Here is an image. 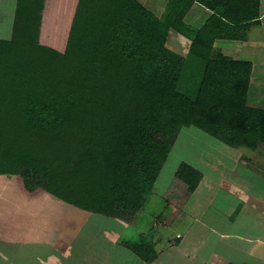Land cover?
Returning <instances> with one entry per match:
<instances>
[{
    "label": "trees",
    "instance_id": "1",
    "mask_svg": "<svg viewBox=\"0 0 264 264\" xmlns=\"http://www.w3.org/2000/svg\"><path fill=\"white\" fill-rule=\"evenodd\" d=\"M22 2L11 38L0 40V175H17L23 196L42 189L122 220L141 212L182 130L234 149L264 143V109L248 105L252 63L215 50L260 24L259 0H169L164 18L138 0H79L64 53L39 41L44 0H28L36 10L19 14ZM194 3L212 12L197 30L183 21ZM109 4L127 12L112 16ZM170 30L191 41L185 58L165 47ZM84 72L104 82L86 99L65 76ZM202 179L188 164L177 171L183 205ZM143 247L134 252L157 259Z\"/></svg>",
    "mask_w": 264,
    "mask_h": 264
},
{
    "label": "rangeland",
    "instance_id": "2",
    "mask_svg": "<svg viewBox=\"0 0 264 264\" xmlns=\"http://www.w3.org/2000/svg\"><path fill=\"white\" fill-rule=\"evenodd\" d=\"M22 3L19 14H25L30 8H34V11L37 8L35 5L31 6L28 0H23ZM64 5L43 13V27L39 34L41 44L60 53H64L67 49L74 16V12L71 14V11L66 9V4ZM109 7L112 16L117 12L121 16L127 12L112 4L107 5L106 9ZM0 9L1 16L4 15L0 19V40H4L8 38L7 33L11 36L13 32L11 17L14 9L8 6V1L2 2ZM95 10L98 11L96 7ZM19 14L18 18H20ZM91 15L95 17L94 14ZM50 17L52 20L48 19ZM86 17L88 19L87 15ZM178 39L175 31L170 30L164 45L170 51L185 58L191 42L189 39L181 38L182 43H180ZM242 51L244 52V49ZM258 56L262 57L260 54ZM256 61L259 67L264 66V59ZM262 71L264 74V68ZM257 74H254L250 80L248 105L264 109V75ZM65 76L69 79L74 78L83 93V99L89 96L87 94L90 91L95 95L104 87L103 81L93 82L85 72L79 77L72 73L70 75L66 73ZM184 77L187 79L189 75L186 74ZM194 84L196 85V82ZM172 140V150L147 203L140 213L126 214L121 218L122 220L95 215L67 204L66 207H62L66 211L65 214H62L64 212L61 210L57 213L55 206L51 211L45 206L46 201L51 198L42 189L29 196H23L17 175H0V264L6 262L7 249H11L9 255L13 264L25 258L26 261L23 260L22 264H42V262L45 264L54 262L55 264L61 262L62 264H149L134 252V244L145 248L151 246L157 254V259L150 264H202L203 259L200 260V256L196 258L193 255L195 247L185 248L184 239L181 240L184 234L191 237L193 230L199 231L202 237H206L207 231L200 229L197 223L193 226V221L189 220L190 217L187 218L189 203L183 205L185 198L182 197V190L174 189L177 171L183 164H188L201 172L203 177H206L204 180L209 183L212 180L217 181L216 179L222 176L231 178L232 183L227 186V192L220 188V195L223 196L225 193L234 192L230 187H240V182L243 183L244 180L252 181L249 191L263 200L264 207V143L257 142L255 147L237 146L236 151L233 150L240 156V162L237 163L235 157H225L227 154L223 148L228 146L196 128L184 129L178 135H174L170 141ZM220 154L221 165H219ZM196 208L192 203L194 213ZM206 214L208 219L212 218V221L207 223L217 224L219 230L223 233H231L229 235L239 234L246 239V236L258 237L264 232V211L263 214L252 215L262 218L263 222L247 230L246 226L241 228L237 224L230 225L224 218L215 214L212 216L211 212ZM92 222L95 224L93 225ZM82 224H86L84 228ZM229 235L225 237L229 238V241L216 245L215 252L229 253L232 248L235 249L232 245L235 237ZM249 239L251 238H247ZM202 242L199 244L201 248L205 246V240ZM243 244L250 246L247 241ZM144 247L143 249L146 250ZM16 253L22 255L16 258ZM234 254L242 255L240 251H234ZM2 256L3 260H1ZM212 260L213 264H223L225 261L219 258Z\"/></svg>",
    "mask_w": 264,
    "mask_h": 264
},
{
    "label": "crops",
    "instance_id": "3",
    "mask_svg": "<svg viewBox=\"0 0 264 264\" xmlns=\"http://www.w3.org/2000/svg\"><path fill=\"white\" fill-rule=\"evenodd\" d=\"M8 1V6H11L14 10L12 11V17L11 21L12 24L15 21L16 13L18 9V0H0V7L1 3ZM79 0H44V12L48 13L49 9L53 11V9H56L59 6H65L66 9L71 11V14H73L75 7L77 5V2ZM139 3H141L144 7H146L149 11H153L155 14L158 12V17H165L168 12V4L169 0H138ZM0 9V19H2ZM258 11V18L259 23L257 25H253L251 29L247 32V35L245 37V40L242 41H216L215 43V50L220 51L224 55L231 57L234 60H242L252 63V75L251 79L253 78L254 74H257L259 76H263L262 68L264 66L259 67L256 60H263L264 59V0H259V5L257 7ZM212 14L211 11L204 8L198 3H194L186 16L184 17V24L190 26L193 29H200L204 23L207 21V19ZM51 16V15H49ZM52 20V17L48 18ZM46 20H44L45 22ZM174 31V30H173ZM177 36L179 37V42L182 43L180 40L181 38L187 39L186 37L180 35L177 33ZM256 34H262L260 36H256ZM8 38L10 39L12 36L7 33ZM6 40V39H4ZM191 42V41H190ZM244 49V52L242 51ZM261 55L262 59L259 58L258 55ZM257 108V107H255ZM221 147V146H219ZM223 147V146H222ZM224 152H226L227 156L229 157H235L237 160V163L240 162V156L238 152L234 148H223ZM221 155V154H220ZM222 155L220 156L219 165L222 163ZM206 177H203L201 183L199 184L198 188L196 189L195 193H193L188 200L187 204L189 203V213L186 212L187 218L189 220L193 221V226L197 223L199 225V228L203 231H207L206 237H202L203 235H199V231L193 230L194 233H192L191 237L188 236H181V240L184 239V245L185 248L194 246V253L193 255L199 257L200 260H202V264L209 263L212 258L214 257H220L222 260H225V262L233 263V264H264V232H261L260 236L258 237H245L246 239H243V237L239 234H232L229 235L227 233H223L221 230H219V226L217 224H210L207 222H211L212 218L208 219L206 213H212L217 215L220 218H224L228 221L230 225L237 224L241 228H244L246 226V230L250 228H255L256 224H260L263 222L262 218H256L252 215H255V213H262L264 211L263 207V200L261 198L255 197L250 191H249V185H252V181L244 180L243 183L240 182V187H230L231 191H234L232 193H225V196L220 195V188H223L225 191L227 189V186L232 183L231 178H227L225 176H222L220 178H217V181L212 180L211 183H209L207 180H204ZM228 180V181H227ZM242 181V180H241ZM236 183L235 181L233 182ZM252 183V184H251ZM223 194V193H222ZM233 195L232 197H229V195ZM192 203L194 204L196 208V213L193 212L192 209ZM46 207L50 208L51 211L55 206V210L58 213L60 210L63 211L65 214L66 211L63 210L62 207H66V204L55 202L52 199H49V201H46L45 204ZM54 210V209H53ZM86 215H91L87 214ZM92 216V215H91ZM91 221V219H89ZM85 223V220L83 221ZM90 223V222H89ZM94 225L95 222H92ZM86 224H82V228L85 227ZM88 225V224H87ZM194 235V237H193ZM227 235L235 237V241L232 242V245L235 246V249L232 248L229 253H217L214 251V248L216 245L229 241V238H225ZM203 238V239H202ZM247 238H251L247 240ZM34 240V239H33ZM202 240H205L204 247L201 248L199 244L202 242ZM238 240V241H236ZM247 241V243L250 244V246H245L243 242ZM203 243V242H202ZM211 249V251H209ZM234 251H237L242 253V255H236L234 254ZM11 252V249H7L5 251V258L6 262L4 264H13L12 257L9 255ZM8 255L10 257H8ZM22 254L16 253V258L18 256H21ZM194 256V257H195ZM4 257H1V260H3ZM18 260V259H17ZM26 261V258L23 259ZM22 260V261H23ZM57 260V258H56ZM22 261H18L16 264H22ZM11 262V263H10ZM54 262V261H53ZM200 262V261H199ZM201 263V262H200ZM41 264V263H40ZM42 264H45V262H42ZM55 264V262L53 263ZM59 264H62L59 263Z\"/></svg>",
    "mask_w": 264,
    "mask_h": 264
}]
</instances>
